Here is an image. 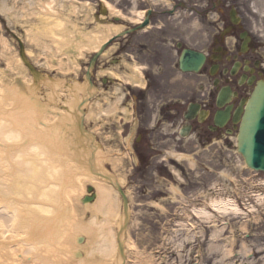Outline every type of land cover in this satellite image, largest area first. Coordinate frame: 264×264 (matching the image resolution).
Segmentation results:
<instances>
[{
  "label": "bare ground",
  "instance_id": "1",
  "mask_svg": "<svg viewBox=\"0 0 264 264\" xmlns=\"http://www.w3.org/2000/svg\"><path fill=\"white\" fill-rule=\"evenodd\" d=\"M22 1L26 6L20 9L21 19L29 24L25 36H11L17 47L8 37H1V53L7 62L5 69L0 68V264H156L146 250L128 239L139 224L126 189L127 179L116 174L115 166L109 167L115 154L98 142L105 135L100 136L101 125L120 122L122 112H129L121 105L119 85L107 94L102 83L119 80L135 84L137 75L142 74L138 65L133 66L138 72L135 75H122L119 66L110 63L99 69L93 65L94 60L109 61L115 47L101 48L109 45L123 27L99 24L96 30L84 33L71 15L78 17L89 5L72 1L69 10L65 3L70 0ZM102 3L113 21L119 18L135 25L145 16L141 12L138 20L128 18L109 1ZM13 9L6 0L0 2L2 13L14 16ZM20 44L26 47L28 62L40 73H31ZM34 47L42 48V53L36 54ZM88 50L93 59L80 68L77 57ZM80 69L82 77L78 78ZM237 135L238 128L230 137V147L235 149ZM115 138L123 141L119 136L113 141ZM126 149L132 152L131 147ZM123 152L118 151L120 155ZM176 155L195 166L190 158ZM170 160L157 163L167 168ZM172 173L183 180L178 170ZM145 174L148 172L142 176ZM209 195L205 194L207 198ZM256 197V204L262 205L264 194ZM248 206L256 209L251 203ZM230 212L248 215L237 200L230 198L212 197L211 203L192 210L193 217L217 228L213 232L217 239L227 223L218 227L215 213L220 218ZM174 226L195 233L194 223L176 221ZM242 228L248 232L246 224ZM188 240L193 237L188 236ZM233 254L231 248L226 257Z\"/></svg>",
  "mask_w": 264,
  "mask_h": 264
},
{
  "label": "rangeland",
  "instance_id": "2",
  "mask_svg": "<svg viewBox=\"0 0 264 264\" xmlns=\"http://www.w3.org/2000/svg\"><path fill=\"white\" fill-rule=\"evenodd\" d=\"M3 1L0 0V2ZM17 1L6 0L8 5L14 8L12 11L14 16H9L0 11L1 69L6 68L7 62L1 53V37H8L17 47V43L12 39L7 28L17 35L25 36V31L29 26L25 23L26 21L23 22L21 19L20 9L26 5L22 0ZM72 1L81 3V6L89 5L86 8L81 7V14L78 17L71 15L72 22L76 23L84 33H91L96 30V25L99 24L124 28L131 26L129 22L125 24L114 22L101 24L97 19L98 17L107 20L112 19L110 14L108 17L100 16L98 9L102 0H70V2L65 3L69 10H72ZM107 1L128 18L138 20L141 17L140 13L146 12L147 9L155 12L153 23L148 28L134 34V36L113 41L115 49L113 50L114 53L110 54V58L123 53L122 56L126 60L128 59L124 55L126 51L119 50V45L122 46L123 43H129V41L138 43L149 39H154L155 42L164 41L161 38L162 34L174 30L180 32L181 35L178 32L174 34L177 37H182L181 43L191 42L192 45L189 46L193 47L196 44L198 49L204 48L207 44L205 34L209 32L208 25L217 19V8L213 6V3L220 2V0ZM175 4H179L178 14L172 16L171 12L174 10L172 8L176 6ZM194 28H198V30ZM261 29L262 31H259L258 34L262 35L261 40L264 41V29L262 27ZM32 51L40 54L42 48L34 47ZM83 54L77 57L80 68L92 57L89 50L84 51ZM11 55L10 53L7 56L11 57ZM81 73L82 70L80 69L78 78L82 77ZM71 76L75 78V75ZM122 116L124 115L121 114L119 117L120 122L115 121L109 127L104 128L101 125L103 132L100 136H103L104 132L105 135L103 138H99V141L102 144L105 143V146L108 145L110 152L115 154L113 163L109 167L112 169V166H115L117 173L114 172L127 179L126 189L130 193V201L137 214L135 216L137 221H135L139 224L138 227H133L128 239L135 242L140 250H146L148 258L155 261L156 264H264V203L262 205L256 204L258 203L257 194H264V172L256 173L247 168L243 157L238 154L233 146L225 147L219 143L204 148L194 139L182 141L184 146L181 149V156L190 158L195 163L194 167H191L188 159H179L177 162L168 163L170 166L167 168L164 167V163H153L148 168L140 170V164L135 155L131 150H128L129 148L126 149L127 143L122 141L121 144L119 138H115L116 142L111 141L110 136H108L110 134L109 129L112 128L111 136L113 139L115 136H124L126 139L128 133L125 129L126 126L123 125L124 118L122 120ZM128 144L131 145L129 141ZM119 150L124 151L122 155L118 153ZM173 169L181 172L182 181L176 179L172 173ZM142 171L143 173L148 172V174L142 176ZM148 177H151L150 180H147ZM145 182L147 184H144ZM174 189L180 194L175 193ZM206 193H211V195L207 198ZM212 197L235 199L248 214L238 216L230 212V214L219 218L220 215L215 213L216 218L214 220L217 219L218 227L224 228L223 223H227L226 229L218 239L213 234L217 229L216 227H211L209 223L206 224L202 219L193 217L192 214L195 206L204 207L207 203H211ZM242 203L246 204L245 206L249 209L245 210ZM250 203L256 209L250 208L248 206ZM188 204H192V206L188 207ZM159 207L165 208L166 211H161ZM179 207L183 208L179 209ZM191 218L195 219L192 220ZM176 221L194 223L193 232L195 233H189L186 227L180 230L174 226ZM244 224H246L248 232L243 231L242 226ZM188 236L193 237V240H188ZM231 248L234 250L233 256L226 257L227 250ZM245 252L250 256H247Z\"/></svg>",
  "mask_w": 264,
  "mask_h": 264
},
{
  "label": "flooded vegetation",
  "instance_id": "3",
  "mask_svg": "<svg viewBox=\"0 0 264 264\" xmlns=\"http://www.w3.org/2000/svg\"><path fill=\"white\" fill-rule=\"evenodd\" d=\"M176 12L177 7L171 13ZM218 13L220 21L207 33L208 44L202 50L206 62L200 74L182 73L179 62L185 45L180 42L182 37L174 34L180 32L174 29L162 34L164 41L123 43L118 49L126 51L127 60L119 53L109 61L100 59L96 65L97 69L109 63L119 66L122 75L137 74L134 65L141 69L138 83H102L107 94L113 92L115 84L121 89V105L129 111L123 125L127 137H131L132 153L140 170L166 158L173 160L171 150L181 154L183 125L191 129L202 146L214 141L228 144L230 131L235 128L233 117L224 127L214 123L219 92L232 91L229 106L234 112L251 97L255 86L264 82V41L258 34L261 27L264 29V0H222ZM191 103L200 105L205 116L200 114L187 122L185 112ZM110 125L105 122L103 127Z\"/></svg>",
  "mask_w": 264,
  "mask_h": 264
},
{
  "label": "water",
  "instance_id": "4",
  "mask_svg": "<svg viewBox=\"0 0 264 264\" xmlns=\"http://www.w3.org/2000/svg\"><path fill=\"white\" fill-rule=\"evenodd\" d=\"M116 21H119L116 19ZM148 25V18L145 24ZM14 37H16L14 35ZM17 38V37H16ZM20 52L25 64L29 67L31 73H38L34 67L28 62L25 57V46L20 44ZM204 57L191 51H186L182 59L181 67L183 71H199L204 62ZM95 64V60L93 65ZM40 73V72H39ZM258 92V96L251 101L246 109L244 122L241 125L240 133L238 135V151L242 154L246 164L256 171H264V142H260L259 136L264 127L261 124L264 117V87ZM225 93L220 96L218 105L222 106L225 101ZM64 110L69 111L68 107L64 106ZM193 107L190 108V111ZM78 116V115H77ZM237 116L239 113L237 112ZM239 119V117H237ZM238 121V120H237ZM218 123V120H217ZM124 258V257H123Z\"/></svg>",
  "mask_w": 264,
  "mask_h": 264
}]
</instances>
